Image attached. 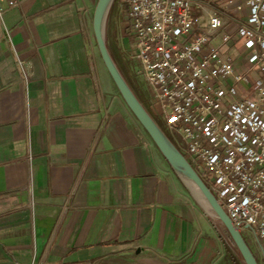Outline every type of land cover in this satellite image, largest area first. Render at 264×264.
<instances>
[{
  "label": "crops",
  "instance_id": "crops-1",
  "mask_svg": "<svg viewBox=\"0 0 264 264\" xmlns=\"http://www.w3.org/2000/svg\"><path fill=\"white\" fill-rule=\"evenodd\" d=\"M97 2L22 0L0 20V264H226V229L96 51Z\"/></svg>",
  "mask_w": 264,
  "mask_h": 264
},
{
  "label": "built area",
  "instance_id": "built-area-1",
  "mask_svg": "<svg viewBox=\"0 0 264 264\" xmlns=\"http://www.w3.org/2000/svg\"><path fill=\"white\" fill-rule=\"evenodd\" d=\"M2 1L0 20L22 4ZM123 6L135 43V52L124 51L139 62L152 112L233 225L264 254V0Z\"/></svg>",
  "mask_w": 264,
  "mask_h": 264
},
{
  "label": "water",
  "instance_id": "water-1",
  "mask_svg": "<svg viewBox=\"0 0 264 264\" xmlns=\"http://www.w3.org/2000/svg\"><path fill=\"white\" fill-rule=\"evenodd\" d=\"M112 2L113 0H98L93 12L92 30L99 56L116 89L169 165L198 191L200 196L209 205L213 215L225 226L243 263L260 264L242 232L233 225L231 219L218 203L211 189L140 101L112 57L106 39V17Z\"/></svg>",
  "mask_w": 264,
  "mask_h": 264
},
{
  "label": "rangeland",
  "instance_id": "rangeland-1",
  "mask_svg": "<svg viewBox=\"0 0 264 264\" xmlns=\"http://www.w3.org/2000/svg\"><path fill=\"white\" fill-rule=\"evenodd\" d=\"M123 3H124V0H113L108 10L107 17H106V30H107L108 24L114 25L116 29L115 32L119 35L118 40L121 41L122 40L121 38L123 37L124 46L127 49V53H132V52H135L134 35L132 32H130L127 35L128 32L126 31V28H125V17H124L125 7L123 6ZM231 28L232 26H227L223 31L227 32ZM121 43L122 42H120V44ZM96 51H97V48H96ZM127 53L125 52L124 58L125 60L128 61L129 67H127L128 69H126L122 66V70L125 73V77L130 81V83L136 90H139L142 94H146V97H147L146 99L149 101V104L151 107V102H152L151 91L140 72L139 62L137 59H131ZM113 88L114 87L112 85V89ZM158 120L161 122L164 130L167 132L165 122L160 117H158ZM214 219L217 220L222 226H224L221 223V221L217 219L215 216H214ZM243 235L250 245L252 237L247 233V231L243 232ZM229 244H230V247L234 249L235 251V246L231 242ZM258 260L260 264H264V261L261 258L260 259L258 258Z\"/></svg>",
  "mask_w": 264,
  "mask_h": 264
},
{
  "label": "trees",
  "instance_id": "trees-1",
  "mask_svg": "<svg viewBox=\"0 0 264 264\" xmlns=\"http://www.w3.org/2000/svg\"><path fill=\"white\" fill-rule=\"evenodd\" d=\"M107 44H108V48L110 50V53L112 55V57L114 58L116 64L118 65L117 63V59H116V56L114 54V52L112 51L111 49V46L109 44V41L107 40ZM102 61V60H101ZM103 63V62H102ZM119 69L121 70L122 74L124 75L125 77V73L123 72L122 68L118 65ZM126 78V77H125ZM127 82L130 84V86L132 87V89L134 90V92L136 93V95L138 96V98L140 99V101L143 103V105L146 107V109L150 112V114L154 117V119L156 120V122L159 124V126L164 130L161 122L158 120V117L152 112L151 110V107H150V104H149V101L146 99V94H142L139 90H136L132 84L130 83V81L126 78ZM117 93L119 94L118 90L116 89ZM165 131V130H164ZM166 132V131H165ZM147 134V133H146ZM149 137V136H148ZM151 140V139H150ZM225 228V226H224ZM226 229V228H225ZM229 238H230V241L231 243L235 246L231 236L229 235L228 231L226 230ZM225 261H226V264H244L243 261H242V258L235 246V252H233L232 250H229L228 251V254L226 255V258H225Z\"/></svg>",
  "mask_w": 264,
  "mask_h": 264
},
{
  "label": "bare ground",
  "instance_id": "bare-ground-1",
  "mask_svg": "<svg viewBox=\"0 0 264 264\" xmlns=\"http://www.w3.org/2000/svg\"><path fill=\"white\" fill-rule=\"evenodd\" d=\"M187 181V180H186ZM200 201V200H199ZM202 203V202H201ZM207 204V203H206Z\"/></svg>",
  "mask_w": 264,
  "mask_h": 264
}]
</instances>
